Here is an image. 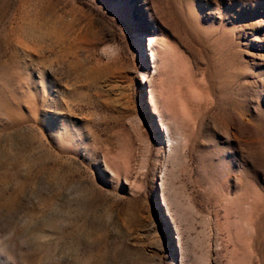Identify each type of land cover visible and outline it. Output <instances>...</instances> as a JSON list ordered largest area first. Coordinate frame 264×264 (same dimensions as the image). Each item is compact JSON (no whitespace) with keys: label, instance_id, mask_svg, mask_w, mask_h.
Instances as JSON below:
<instances>
[{"label":"rangeland","instance_id":"rangeland-1","mask_svg":"<svg viewBox=\"0 0 264 264\" xmlns=\"http://www.w3.org/2000/svg\"><path fill=\"white\" fill-rule=\"evenodd\" d=\"M0 264H264V0H0Z\"/></svg>","mask_w":264,"mask_h":264},{"label":"bare ground","instance_id":"bare-ground-1","mask_svg":"<svg viewBox=\"0 0 264 264\" xmlns=\"http://www.w3.org/2000/svg\"><path fill=\"white\" fill-rule=\"evenodd\" d=\"M144 76L142 75V78H141V82H143V83L146 81V78Z\"/></svg>","mask_w":264,"mask_h":264}]
</instances>
